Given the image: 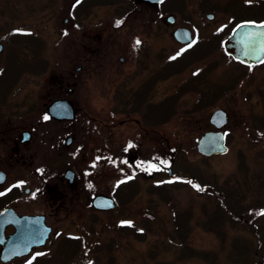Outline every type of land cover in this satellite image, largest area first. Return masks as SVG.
<instances>
[{
	"label": "rangeland",
	"instance_id": "rangeland-1",
	"mask_svg": "<svg viewBox=\"0 0 264 264\" xmlns=\"http://www.w3.org/2000/svg\"><path fill=\"white\" fill-rule=\"evenodd\" d=\"M78 1L0 0V96L16 85L0 114L33 124L31 165L3 164L0 191L19 183L9 205L52 228L46 244L0 264H264V64L243 66L223 47L237 24L264 21V0ZM176 28L191 31V45ZM139 88L149 104L173 106L156 131L132 109ZM58 97L75 121L41 127ZM218 108L229 150L204 157L196 144ZM154 159L197 184L172 180ZM97 194L117 207L94 210Z\"/></svg>",
	"mask_w": 264,
	"mask_h": 264
},
{
	"label": "water",
	"instance_id": "water-1",
	"mask_svg": "<svg viewBox=\"0 0 264 264\" xmlns=\"http://www.w3.org/2000/svg\"><path fill=\"white\" fill-rule=\"evenodd\" d=\"M150 4H159L164 0H139ZM206 17L209 20L215 18L213 13H208ZM166 21L174 24L176 18L169 15ZM174 38L180 43H190L192 33L187 28H177L173 32ZM226 53L234 60L242 64L253 66L264 63V22H244L238 24L231 35L223 42ZM2 46H0V49ZM50 117L58 120H73L75 110L73 105L67 99H57L48 106ZM229 121L228 113L224 109H216L209 116V123L215 128L204 132L198 139L197 152L204 157L214 155H224L228 152L226 139L222 129ZM25 139L29 137L24 134ZM264 140V135H263ZM71 140L67 141L69 145ZM168 175L172 179L184 180L174 175L172 165L166 167ZM65 177L70 183L74 182L75 173L68 169ZM193 184L195 178H191ZM92 205L97 210L110 211L116 208L114 199L110 196L98 194L92 200ZM13 225L15 232L7 239L4 229L7 225ZM52 229L45 223L44 215H22L19 216L12 208H6L0 213V245H4L1 251L0 259L7 263L16 257H21L29 253L34 246L44 245Z\"/></svg>",
	"mask_w": 264,
	"mask_h": 264
},
{
	"label": "flooded vegetation",
	"instance_id": "flooded-vegetation-1",
	"mask_svg": "<svg viewBox=\"0 0 264 264\" xmlns=\"http://www.w3.org/2000/svg\"><path fill=\"white\" fill-rule=\"evenodd\" d=\"M0 45H2V44H0ZM2 49H3V46L0 49V52L2 51ZM121 60H123V59H121ZM82 70H84L83 66H79L77 68V72H81ZM77 74L78 73L75 74V77H77ZM77 84L78 83L75 82L73 85L77 86ZM14 85L15 84L9 85V86H4L3 92L5 94L3 95L4 98H2L0 96V103L5 104L7 102L6 98L9 97V95L13 92L12 90H13V88H15ZM61 90L64 91V88L61 87ZM69 90L72 92L74 89H69ZM148 92L149 91L146 89L139 88L134 93L135 95L133 94L134 100L132 102V104H133L132 109L139 111L140 120H141L140 123L143 127H145L146 129L148 128L147 130L152 129V130L156 131L157 130L156 128L160 125V122H159V113H160L159 105L157 106L154 103L149 104L150 99H149ZM57 99H63V98L58 97ZM49 104L47 105L46 111L41 114V118L37 119V124H39L41 127L46 126L49 123L64 125L66 123H72L75 121V118H76L75 108H74L75 116H74L73 120H58V119H54V118L50 117V115L48 114ZM125 104H128L127 101ZM27 114H29V113H27ZM17 117L20 118V117H22V115L17 116ZM17 117H16V113L14 111H8L7 114L6 113L0 114V186H2L3 184H5L8 181V171L6 170L7 168L3 164H5L7 162H12V160H13V161L18 162L19 164H21L24 167L31 165V159H32L33 155H32V149L30 147V140L32 137V132L29 129H31L33 127V124L21 122V123H19L20 125H17L18 122H17V120H15V119H17ZM149 126H151V128ZM107 130L109 132L108 135L106 136V140L108 141L107 144H109V143L112 144L113 143V132H112L111 122H110V127ZM25 133H28V135H29V137L27 139H25V137H24ZM69 139L72 142V138H68V140ZM152 140L151 141H152V145H153V150L155 151V149H157V148L159 149V142L160 141H159V138L156 139L155 137H153ZM142 142L143 141H140L138 146H141ZM127 144H126V146H127ZM157 152H159V151H157ZM154 155H155V153L153 154V156ZM138 159H139V157H137L136 153L133 152L130 155V160H131L132 164H135L136 162H138ZM153 162L160 169L159 159H154ZM60 177H61V179L63 178L62 180L64 183H65V180L70 185H72L74 183V182L70 183L66 179L65 173L60 174ZM74 180H75V178H74ZM21 189H22V186L19 183H17V185H16V183H13L8 188L0 191V212L6 208H12L14 211H16V209L13 206L9 205V203H11L13 200L16 199V197H18L20 195ZM24 191L26 193H28L30 191V189L26 188ZM93 198H92V200H93ZM115 202H116V200H115ZM91 203H92V201H91ZM93 209L96 211L104 212L101 210H97L94 207H93ZM16 213L19 216L27 215V214H19L17 211H16ZM37 215H44L45 223H47L46 222L47 216L45 214L39 213ZM14 232H15L14 226L12 224L7 225L4 229L5 238L7 239V237ZM0 247H2V246H0ZM0 251H1V249H0Z\"/></svg>",
	"mask_w": 264,
	"mask_h": 264
},
{
	"label": "trees",
	"instance_id": "trees-1",
	"mask_svg": "<svg viewBox=\"0 0 264 264\" xmlns=\"http://www.w3.org/2000/svg\"><path fill=\"white\" fill-rule=\"evenodd\" d=\"M83 2V1H82ZM81 2V3H82ZM80 3V4H81ZM88 6V4H86ZM182 65L183 64H180L178 67H177V70L178 69H181L182 68ZM168 73H166L165 75H167ZM164 105V109L161 108V105H160V108H159V122L160 123H164L165 121H167V119L170 117V115L174 112V109H173V106H171L170 104L168 106ZM196 108V107H195ZM162 110H164L162 112ZM165 115V116H164ZM146 120V119H145Z\"/></svg>",
	"mask_w": 264,
	"mask_h": 264
},
{
	"label": "snow or ice",
	"instance_id": "snow-or-ice-1",
	"mask_svg": "<svg viewBox=\"0 0 264 264\" xmlns=\"http://www.w3.org/2000/svg\"><path fill=\"white\" fill-rule=\"evenodd\" d=\"M137 43H139V41H137ZM47 118V117H46Z\"/></svg>",
	"mask_w": 264,
	"mask_h": 264
}]
</instances>
